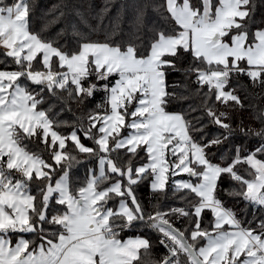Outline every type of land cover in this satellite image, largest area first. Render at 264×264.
Segmentation results:
<instances>
[{"label": "snow or ice", "instance_id": "1", "mask_svg": "<svg viewBox=\"0 0 264 264\" xmlns=\"http://www.w3.org/2000/svg\"><path fill=\"white\" fill-rule=\"evenodd\" d=\"M158 7L168 13H161L166 26L154 29L149 46L141 51L131 43L88 40L75 22L68 25L70 33L65 28L55 37H44L30 27L28 0H0V48L16 66L7 70L5 60L0 70V264H134L141 259V249L149 254L150 242L140 237L122 240L120 234L137 225L162 234L160 244L168 255L152 264H264V220L257 229L243 227L218 196L219 182L226 176L240 185L228 195L264 209V159L259 158L264 156V128L241 129L260 140L247 155L234 146L231 157L224 153L220 163H214L207 151L233 135L225 122L228 112H218L216 104L243 107L235 88L226 90L231 74L264 84V29L251 32L256 0H163ZM58 22L56 18L50 23ZM69 34L78 38L77 49L60 44ZM181 53L193 59L185 69L176 67ZM169 70L194 74L199 87L192 95L200 98L199 105L167 110L176 99H190L168 91ZM92 76L107 83L98 87L89 80ZM110 77L118 78L111 83ZM204 86L207 91L201 95ZM101 90L104 103L96 107L104 111L88 112L87 126L84 116L77 117L76 124L57 119V109L62 111L70 101L83 104ZM200 108L224 129L223 138L206 143L201 142L203 136L194 139L193 131L203 132L204 117H193V124L186 116ZM60 127L72 130L62 134L55 130ZM123 128L130 129L126 136L121 135ZM81 133L96 147L85 146ZM33 138L45 146L52 163L41 151L29 150L25 142ZM69 142L73 150L98 160V174L90 169L83 185L73 186L71 180L73 163L79 161L68 150ZM141 147L147 163L134 167L131 157L121 160V149L135 156ZM240 165H247L246 175ZM181 174L189 179L173 181V195L183 192L180 199L188 208L146 211L135 186L151 177L152 191L166 194L169 176ZM53 201L63 207L49 215ZM205 210L214 217L211 231L201 228ZM172 216L195 217L190 238L187 229L174 226ZM9 233H31L34 238H21L11 246L5 239Z\"/></svg>", "mask_w": 264, "mask_h": 264}, {"label": "trees", "instance_id": "2", "mask_svg": "<svg viewBox=\"0 0 264 264\" xmlns=\"http://www.w3.org/2000/svg\"><path fill=\"white\" fill-rule=\"evenodd\" d=\"M6 3H14L15 0H5ZM163 3V0H28L30 13V27L33 31L39 32L40 35L51 38L55 37L56 33L61 29L68 28L70 22H75L80 31L85 34L86 38L91 41L97 42H109L112 44H120L122 46L129 43L139 47L141 51L149 46V41L154 36V29L164 27L165 21L161 17V13L164 16H168V13L164 9H160L158 6ZM256 10L252 15V19L255 23L251 24V32L257 29H264V0H256ZM61 12L65 15L61 16ZM79 13L86 21L87 24H81ZM59 18V22L51 24L50 22ZM168 23H174L169 21ZM47 26V27H45ZM41 29H45L41 31ZM68 32L71 29L68 28ZM250 32V39L251 37ZM76 37L70 34L60 40V44L67 49H77ZM228 40L227 37L224 38ZM5 51L0 48V70L5 69V60L8 62L7 70H14L16 66L11 62V58L3 56ZM168 59H175L167 57ZM39 59V58H38ZM193 59L190 53H181V58L175 60L176 67L179 69H185L192 64ZM242 67H246V62H241ZM118 77H110L111 83H115ZM92 83H97L98 87L107 83V81H96L95 76L89 78ZM166 83L170 85L168 91H174L177 97L181 95L189 96L190 99L180 100L176 99L175 102L168 105L167 110L170 112H179L182 108H187L189 104L199 105L200 98L193 96L192 93L199 87L195 83L194 74L186 75L183 71H171L169 70L166 76ZM175 85V87H171ZM36 87V86H33ZM235 88V94L241 99L243 107L237 106L232 102H229L230 107H225L219 103L216 104V108L219 111L228 112V120L233 129V135L229 137L221 145L213 146L207 151L210 153V158L214 163H220L219 157L227 153L231 157L235 152L234 146H240L242 155H247L248 152L254 151L259 146L260 140L254 135L245 136L241 129L247 131L252 129L253 131H259L264 128V119H258L264 114V84L259 82L253 83V81L244 74H231L229 85L226 90ZM204 91H207V86H204L201 95ZM105 98L104 91H96L94 95L87 98L83 104H77L75 101H70L64 109L59 111L57 119L67 120L70 124L77 123V117H85V126H87V113L91 111L103 112V108H97L98 104H103ZM47 107V105H44ZM107 107V105H105ZM71 109L70 111L68 109ZM195 116H203L202 124L204 125L203 132L193 131L191 134L194 139L201 140L202 143H206L208 140H212L217 136L223 138L225 135L224 129L220 128L209 121L205 115L204 109L200 108L197 112L189 113L186 119L192 120L193 124L196 121L193 119ZM200 125H197L199 127ZM99 127V125L97 126ZM56 131L62 134H68L72 129L70 127L56 128ZM95 132V130H93ZM97 135H100L97 133ZM81 141L85 146L96 147V145L80 134ZM31 151H41L43 158L49 163H52L51 157L47 151H43L45 146L40 143L39 140L33 138V141H26ZM111 143V141H110ZM69 151H72L77 156L78 163L74 162L70 172L73 186L83 185L89 177V170L96 167L97 158L89 156L88 154L79 153L73 150V146L69 142ZM126 149H121V160L126 161L131 157L132 164L135 167L138 164L139 156L144 153L143 150H138V155L133 156L131 153L125 155ZM115 156V154H113ZM141 157L147 161V155L144 153ZM259 158L264 159V156ZM241 174L246 175L244 169L247 165L238 166ZM251 178V177H246ZM150 180H145L135 186L136 195L139 197V201L146 211L152 212L156 208L162 212H169L172 208L185 207L188 208L187 201L180 199L183 192L176 193V197L167 199L169 194L173 195V184L170 182L167 184L166 194L153 192L150 187ZM107 184L102 187H106ZM220 191L218 192L219 198L222 200L225 207L232 209L236 217L242 222L243 227H251L257 229L261 220H264V209L254 207L249 202L244 201L242 197L230 196L227 194L232 188L240 189V185L231 181L226 176L219 182ZM227 190V191H225ZM191 199V197H189ZM119 198L111 201L110 204L118 201ZM61 205L53 203L49 209V215L54 214L55 209L62 208ZM174 226L181 231L185 232V236L190 238V232L194 228L195 217H170ZM251 222V223H249ZM214 223V217L212 214L205 210L202 214L201 228L211 231ZM45 228H51L52 226L45 225ZM227 229V227L225 226ZM27 237L34 238V234L27 233ZM120 237L124 240L130 237H140L147 239L150 242V248L148 255H144V250L141 249V259L136 261V264H152L153 261H160L168 255L167 249L160 244V240L163 238L162 234L158 231L151 229L145 225H137L134 228L127 229L121 232ZM189 242L190 239H189ZM205 243L201 241V244ZM182 259H186L182 257Z\"/></svg>", "mask_w": 264, "mask_h": 264}, {"label": "rangeland", "instance_id": "3", "mask_svg": "<svg viewBox=\"0 0 264 264\" xmlns=\"http://www.w3.org/2000/svg\"><path fill=\"white\" fill-rule=\"evenodd\" d=\"M3 49V48H2ZM4 51H6L5 49H3ZM12 70V69H11ZM130 131V129H127V128H123V129H121V135L122 136H126L127 135V133ZM139 149H141V150H143V148L141 147V148H138V150ZM144 151V150H143ZM144 153L146 154V152L144 151ZM144 153H142V154H144ZM141 154V155H142ZM141 155L139 156V158H138V164L135 166V167H138V166H140V165H142V164H145V163H147L148 162V158H147V161L145 162V160L141 157ZM147 155V154H146ZM168 158L171 160L172 159V157L170 156V154H169V156H168ZM93 169H95L96 170V172H97V174H98V171H99V165H98V160H97V163H96V167L95 168H93ZM182 179H189V177L187 176V174H181V175H177V176H169V181H168V183H172L173 184V181H180V180H182ZM111 182H113V181H109L108 183H111ZM173 187H174V185H173ZM166 188H167V185H166ZM137 196V195H136ZM174 197H176V195H171V194H169V196H168V198L167 199H170V198H174ZM118 198V197H117ZM117 198H115V199H117ZM137 198H138V200H139V197L137 196ZM120 199V198H119ZM141 251V250H140ZM243 257H241V259H242ZM134 263L136 264V261H134Z\"/></svg>", "mask_w": 264, "mask_h": 264}, {"label": "crops", "instance_id": "4", "mask_svg": "<svg viewBox=\"0 0 264 264\" xmlns=\"http://www.w3.org/2000/svg\"><path fill=\"white\" fill-rule=\"evenodd\" d=\"M227 228H228V226L227 225H225ZM27 233H9L6 237H5V239H8V240H10V242H11V246H15V244L19 241V239H21V238H24V239H29L30 240V238L29 237H27V235H26ZM121 238V237H120ZM130 238H136V237H130ZM122 239V238H121ZM128 239V238H127ZM144 239V238H143ZM123 240V239H122ZM124 240H126V239H124ZM30 250H31V246H30ZM243 259V258H242ZM135 264V263H134Z\"/></svg>", "mask_w": 264, "mask_h": 264}]
</instances>
